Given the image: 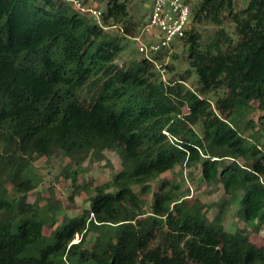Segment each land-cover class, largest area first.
Returning a JSON list of instances; mask_svg holds the SVG:
<instances>
[{
    "label": "trees",
    "instance_id": "1",
    "mask_svg": "<svg viewBox=\"0 0 264 264\" xmlns=\"http://www.w3.org/2000/svg\"><path fill=\"white\" fill-rule=\"evenodd\" d=\"M92 1L104 4L99 20L60 0H0V264H264V241L250 240L264 232V0L240 12L237 0L190 7V27L175 42L186 70L163 86L154 67L165 53L115 64L146 22L128 18L130 0ZM195 25L216 29L203 38ZM117 26L120 36L105 33ZM253 103L262 124L248 142L252 120L235 122ZM105 151L121 166L111 181L68 175L74 195L89 193L81 214L27 203L35 159L60 153L78 166L105 160ZM193 165L202 183L224 190L212 219L176 188L150 191L162 174ZM137 186L151 192L148 208ZM231 206L245 224L232 232L224 228Z\"/></svg>",
    "mask_w": 264,
    "mask_h": 264
},
{
    "label": "rangeland",
    "instance_id": "2",
    "mask_svg": "<svg viewBox=\"0 0 264 264\" xmlns=\"http://www.w3.org/2000/svg\"><path fill=\"white\" fill-rule=\"evenodd\" d=\"M190 7L194 6L200 0H189ZM247 0H237L236 11H241L244 8ZM152 0H130L127 5L128 18L135 24H139L138 21L144 22L148 17ZM87 4L102 10L104 4L96 3L92 0H87ZM98 4V5H97ZM195 30L199 32L203 38L211 35L216 27L212 25H195ZM140 28V27H139ZM138 28V31L140 29ZM227 32L233 34L234 27L228 22L225 24ZM105 33L109 36H120L122 30L119 26L107 28ZM233 36V35H232ZM234 37V36H233ZM123 51L119 58L115 61L118 67H128L133 61L138 60L141 56L137 52V45L132 39H128L122 42ZM172 54L176 55L173 57ZM182 48L174 47L167 56L155 63L154 72L159 75V84L164 85L168 82L176 81L179 76L186 70L184 57L182 56ZM165 66L171 68L167 71ZM194 80L187 81L188 87L192 88ZM211 100L214 97H209ZM252 120L253 126L247 128L243 133L248 142L254 136H257L260 130L261 122H259V113L257 111L256 103L250 105L248 114L244 120H238L235 124L241 126L246 125L248 120ZM195 131L200 134V126L194 127ZM105 160L95 162L89 158L83 161L78 166L70 164L68 159L62 154L52 156L50 159L44 157L37 158L30 163L29 171L26 178H30L29 185H31V192L26 194V201L29 204L36 203L41 209H45L47 204L53 207H58L64 213L66 217H74L82 213L84 209L89 207L88 198L89 193L79 191L76 195L73 194V188L71 181L68 179V175L73 170H81L78 175V184L88 183L91 186L102 185L109 182L113 177L121 170L120 162L116 153L105 151ZM228 162L227 160L223 161ZM242 163V161L240 160ZM200 167L193 165L190 167L177 166L169 172H166L159 176L157 179L150 183V191L158 189L161 184H165L166 188H176L179 193L187 196L190 203L202 202L205 204L209 211L208 217L212 219L218 212L216 204L222 202L225 198L224 190L222 186H214L212 184L207 185L200 181ZM67 175V177H66ZM5 188L12 195V185L6 184ZM140 187H134L136 194L141 196V199L145 201L148 208L151 199V192L149 194H141ZM73 194V195H72ZM72 195V199L69 200V196ZM240 193H238V196ZM20 198V194L15 195ZM236 210L233 206L229 207L224 219V228L228 231H234L236 228H243L245 224L236 217ZM62 217H58V221H61ZM52 228H44V234L49 235ZM95 234H89L85 240L84 247L90 249L93 245ZM250 240L257 245H261L264 241V232H260L258 235L250 234ZM78 239L75 237L74 242Z\"/></svg>",
    "mask_w": 264,
    "mask_h": 264
},
{
    "label": "built area",
    "instance_id": "3",
    "mask_svg": "<svg viewBox=\"0 0 264 264\" xmlns=\"http://www.w3.org/2000/svg\"><path fill=\"white\" fill-rule=\"evenodd\" d=\"M71 4L81 15L99 20L101 11L81 0H60ZM191 23V9L185 0H152L146 22L132 40L140 56L154 62L153 54H169L184 37ZM167 55H165L166 57Z\"/></svg>",
    "mask_w": 264,
    "mask_h": 264
},
{
    "label": "clouds",
    "instance_id": "4",
    "mask_svg": "<svg viewBox=\"0 0 264 264\" xmlns=\"http://www.w3.org/2000/svg\"><path fill=\"white\" fill-rule=\"evenodd\" d=\"M76 238H77V237H76ZM77 242H78V241H77ZM73 243H76V242L73 241Z\"/></svg>",
    "mask_w": 264,
    "mask_h": 264
}]
</instances>
